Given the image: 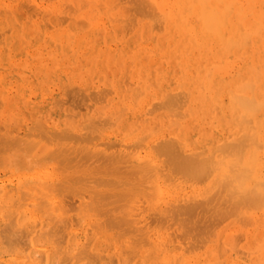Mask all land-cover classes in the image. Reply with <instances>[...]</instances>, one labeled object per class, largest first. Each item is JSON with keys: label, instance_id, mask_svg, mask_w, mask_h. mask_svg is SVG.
<instances>
[{"label": "bare ground", "instance_id": "obj_1", "mask_svg": "<svg viewBox=\"0 0 264 264\" xmlns=\"http://www.w3.org/2000/svg\"><path fill=\"white\" fill-rule=\"evenodd\" d=\"M81 1L78 0V3H81ZM90 1L98 4L94 10L96 14L89 21L83 18V22L86 20L88 23L86 21L85 23L88 26L91 24V21L93 22V30L89 34L80 36V31L71 32L70 29L66 28L56 32H49L45 36H42V32L38 27L40 22L36 21L35 15L32 14L35 12V5L41 7H39L40 11L37 9L38 7L36 8L37 14L39 12L42 14V11L44 12V9H46L51 10L50 13H63L62 15L65 16L67 15V10H70L68 19L61 16L66 19L64 20L65 23L69 18L73 17L72 10L76 13L77 10L75 11L74 8L77 9L78 7L72 5L74 8L71 10L69 6H67L69 9L67 7L66 9L65 6L62 8L63 6L61 7L60 3L56 2L45 6L44 2H39L38 0H0V30H2L0 31V97L9 93L6 91L13 87V80L11 79L13 70H17L19 67H23L25 71L29 69L30 61L27 58L16 62L12 58L13 56H11L12 47H16L17 42L20 45L21 40L23 42L20 45V49L21 47L26 49L25 53L32 56L33 64L38 63L35 67L36 70L40 68L43 70L48 67L49 64L46 63L47 65H45L44 62L51 59L53 67L56 68L55 73L61 74L62 69L58 70L57 67L61 66L62 63H59L61 60L69 57L67 53L70 51L69 44L70 46L72 44V42H69L71 37L77 38L75 43L76 53L82 49L83 55L92 52L91 54L94 53L96 58L101 56V52L97 51V47L94 44H90V42L94 43L98 38H103L104 31L106 37L109 36L112 29L110 28L109 30L108 22L111 21L112 27L115 28L117 26L114 24L117 21H115L116 19L110 20L112 15L110 16L109 13L112 11V8L101 7L100 0ZM143 1V4H145V0ZM153 1L154 7L157 10L153 11V14L154 12H158L156 20L159 17L160 21L157 22H160L162 28H166L167 33V38L161 40V43H165L168 40L169 48L174 43L176 44L167 55H175L177 49L183 55V58L179 60L180 63L177 64L178 66L180 65V68L184 72V75L182 74L184 78L180 80L179 84L177 83V86L180 85V87H182L181 85H185L183 88H179L182 92L175 90L178 93H174L170 88L172 92L168 90L166 93L170 92L171 95L166 93V96L161 95L165 100H161L160 103L161 106L165 105V107L158 106L160 103L154 106H158L157 108L160 109L168 108L167 111L169 113H167V116L169 119H173L172 115L174 118L179 116L175 120L176 123L174 119L172 120L173 123L170 121L172 125L175 123L177 128L170 131L168 139H163V136L166 134L165 131L159 132L161 131L159 127L162 126L163 128L164 124L168 121L166 118L164 119V113L156 114L153 121L150 120V117H148L149 120L142 118L140 120L144 124H136V117L145 115L147 111L155 112L154 110L157 108L147 110V101L150 97L160 93V88L153 89L150 87L152 79L149 74H153V70L151 65L145 66L143 58H141L142 50H149L144 46L143 48L140 47L139 52L134 57L141 64L138 73L143 74L144 79L142 81L145 80L146 83L142 87L139 85L141 83L135 85L136 89L138 86L141 88H138L136 92L134 91L135 87L133 88L134 90L131 88L132 91L128 89L132 85L126 87L127 90H123L125 87L122 88L121 83L116 82L115 89L117 90L116 94H118L119 99L117 101H105L107 104L104 102L107 97L105 99L103 97L102 100L106 104H102L105 107L104 114L102 115L105 116L107 114L108 118H100L101 114H99L100 116L97 115L96 119L92 118L94 115L90 117L89 112L93 111V108H91L93 106L88 105L84 101L87 98L88 100L91 99L87 97L90 91L86 93V98L83 97L85 94L81 93L83 94L81 98L75 94L73 99H71V96L74 95L72 94V89L68 88L70 93L72 92L70 94L67 88H65V92H68L70 96L61 89L62 93L68 96L64 97L63 95L64 100L61 98L63 102L60 100L62 103L72 105V102L69 103L68 101L73 100L75 106L80 105V108L77 107L79 110L82 108L83 101L88 108H91L88 110L87 118L86 116L82 117L86 118L85 120H89L88 122L86 121L87 123H80L78 119H74L75 122H73V118L71 117V126H67V128L71 127L69 129V132L70 130L71 132L69 133L67 129L63 130L60 128L63 131L66 130L65 133L62 131L65 137H62L63 134L59 133V131L51 132L43 128L45 131L42 132V128L38 129V126H34L35 128L37 127V132L35 131L36 129H33L34 132H39V134L33 133V130L29 129L32 132L30 137L28 133V136L25 133H22V135L30 139L23 138L25 141H21V143V132L18 131V134L15 131V136H13L14 130L10 133L9 129L2 126L6 123L9 125L10 123H0V130L3 127V132L5 131L3 135L10 133L7 137L12 136L11 139L19 137L18 139H20H17L19 142L13 139L17 144H11L13 146H8V149L5 148V145L3 146L4 148L1 146L3 151L4 149L8 150L7 152L4 151L8 157L0 150L2 153L0 157H4L3 163L5 161L14 163L18 159V156L19 159L22 156L26 157V159L23 157V159H18L17 162L19 164L16 162V169L20 168L18 171H22L25 165L31 166L36 161L35 158H39L33 157V148L37 145L39 146L40 140L41 142L48 140V143L51 141L53 144L51 140L53 138H59V136L63 140L66 138V142L62 141V139H58L57 141L53 139V145H56L54 146L56 148L52 146L53 150L49 148L48 152L50 153H46H48L49 157L47 158L50 161L52 158L55 160L54 163L48 165L47 161L49 160L46 158V153H44V157L41 156L40 161L37 159L40 162V164L38 162L39 166L37 162L35 163L38 167H41V162L46 159L47 161H45L44 165L47 164L48 166L46 165L47 167L39 173L31 175L30 179H23V181L19 179L15 182L13 178H0V264H53V259L58 253L62 257H58L61 261L57 262V264H84V261H86V264H109L110 261L114 260L117 264H130L132 262L134 264H207L208 256L212 251L219 250L218 246L222 239L225 243L229 240V243H231V247L229 246V248L234 250L229 255L233 257L234 261L233 259L226 260L228 264H243L247 253L264 250V0ZM29 3L35 5L31 4L29 7L33 6L25 10L24 7H27ZM64 4L67 3L65 2ZM70 4H72L71 1L67 5ZM122 4L120 3L121 6ZM125 4L127 3L125 2ZM120 5L118 3L116 6ZM147 5L149 6L150 4L146 3ZM143 7L142 11L144 10ZM148 8L151 13L152 8ZM45 12L47 14L41 15L43 19L47 17L46 15L49 17L48 11ZM136 13L135 15H137ZM129 14L131 15V13ZM85 15L86 13L83 14V16ZM149 15L147 16L149 17ZM134 16L133 18H135ZM58 17L59 15H57ZM61 17L60 19H53V23L61 20ZM144 17H141V19L143 20ZM27 18L30 21H26ZM114 18L112 17V19ZM150 18L155 19V16H151ZM45 19L44 24L48 21L47 18ZM78 20V18L77 20L75 18L74 21ZM138 20H133L135 21L134 25H141L142 21ZM137 21L141 23L137 24ZM47 24L50 27H54V25L49 24V21ZM84 24H80L79 28L81 26L87 27ZM61 25L59 24V26ZM131 25H133V22L129 26ZM156 26L158 27V25ZM134 27L132 26V28ZM155 28L154 26L152 29L154 30ZM27 29L31 30L30 35L34 37V41L36 38L41 39L37 42L35 51L29 49L32 43L28 41L29 34L26 31ZM8 31H10V34H8ZM124 31L121 32L120 36ZM125 34L127 33L125 32ZM138 34L140 35V32ZM111 35L113 37V34ZM122 37H119L120 40L123 39ZM120 40L119 42H121ZM50 41L53 42V45L51 44L52 47L48 50L46 48H49L48 44ZM113 42H116V40H113ZM152 44L154 45V43ZM79 48L81 49L79 50ZM110 51H113V54L117 50L109 49L105 53ZM56 53H61L62 55L56 57ZM87 61L90 62L89 60ZM64 72L69 74L70 69H65ZM156 74L162 73L157 70ZM159 78L158 76L157 79ZM16 82L20 83L19 80H16ZM130 84L132 83L130 82ZM45 86L46 81L41 83L40 89L38 88L42 92V96L40 97L36 94L38 100L35 102L26 95V86H21L19 95L26 94L18 98V100L22 103L23 110L31 114V116L43 112V109L47 107L48 103H44V100L47 102L50 97L49 95L46 96L45 92H43ZM78 87L80 89V91L78 89L79 92L86 91L88 88L84 89L82 87L84 89L82 91L81 87ZM111 89L113 88L111 87ZM97 91H93V93L96 92L98 93L97 95L102 97L103 91H101V94L99 93L100 90ZM112 92L114 91H111L108 96L113 94ZM76 93L78 94V92ZM90 93L88 96L92 97V99L94 96H97L95 93L94 95ZM136 95H140L145 99H141V101L138 99L140 97L137 98ZM65 98H68V100L66 99L67 101H65ZM7 99L6 110H11L12 116L15 115L17 117L19 112L15 113L16 107L13 104L17 98L13 100L9 95ZM55 99L54 102L52 100L53 105L55 104L54 106L57 105L59 107V99L58 104H56L57 100L55 101ZM95 99L96 97H94L93 101L97 100ZM102 101L101 103H103ZM164 101H166L167 105ZM1 104L3 105V103ZM151 106H153L152 103ZM2 108L3 106L0 110ZM59 108L63 109L62 107ZM76 111H74L73 115L70 114L75 117ZM194 113H196V118L191 121ZM68 114V112L65 114L67 118L71 116H68ZM77 114L81 115V113ZM42 118V116L41 118L36 117L35 123L39 121L42 125L44 123H42ZM67 118L63 124H66L70 120H67ZM99 118L100 121L98 120L99 122L97 123V119ZM195 119H198L200 123ZM107 120L108 123L112 121L115 125H112V123L110 125L121 132L126 131V127L134 131L140 129V126L144 131L149 130V132L143 133V137L139 135L136 142L134 140L133 143L125 145L120 143L122 146H126V148L127 146L134 147L135 143L138 144L134 147V150L133 147L130 150V147L128 148L129 151L126 152V148L117 146L116 149V147H113L115 143L112 145L111 140H107L106 138L104 140L102 133L104 131L102 129L106 126L107 122L103 121ZM206 121L213 123L215 127L222 130L219 133L220 135L223 134L224 130L230 134L226 138L218 140L215 148L214 143H211L207 145L208 150L203 149V151H199L198 147L192 145L190 139L196 125L201 126V123ZM15 122L19 126L17 120L12 122V124L16 125ZM102 123H106L104 124L105 126ZM12 124L10 125L12 126ZM35 125H39V123ZM44 125L46 126V124ZM9 126L8 128H11ZM31 126L29 128H32ZM111 126L108 124L105 129L107 127L111 128ZM39 127L41 126L39 125ZM155 128L158 129L156 130ZM44 132L46 135H49L43 134L47 137L45 139L42 138L44 136L41 134ZM66 134H69L73 138ZM144 134L145 136L156 135L155 140L158 137L161 140L155 142V140L148 139V142L142 146L146 141L144 139H147ZM224 134L226 133L224 132ZM31 135L35 137L39 135L36 137V139L40 138V140L38 139L39 143L37 140L36 146L27 143L29 140H32V143H36V141L33 142L36 140L34 139L35 137H31ZM16 136L18 137L15 138ZM52 136L53 138H51ZM67 139H75L76 142L71 144L68 143L70 141ZM202 139L208 141L209 138L203 137ZM142 140L144 142H141ZM77 141L80 143L78 142L79 144H77ZM23 142L27 145H23ZM195 142L196 146H198L197 141ZM18 144H22L23 147L20 145L21 149H19L20 147H17L19 146ZM102 145H105V147H101ZM111 145L114 148H110L112 152L109 150ZM118 147L124 149L119 150ZM136 147H145L146 152L143 154L141 150L136 151ZM15 148H18L16 149L19 150L18 153H22L21 150L24 148L23 152L26 153L21 156L19 155L21 153L17 155V152L14 150ZM27 149L31 150L28 151ZM9 150L14 151L17 156L13 154L11 157L10 154L12 152L8 154ZM31 151L32 154L30 155L32 156L29 155ZM31 157L34 158V161L30 162L31 165L29 163L27 165L26 160L28 161L29 159L31 161L33 159ZM42 157L44 158L43 160ZM5 158L7 159L5 160ZM11 162L10 164H12ZM23 162H25V165ZM3 167L7 168L5 165ZM33 168L29 167L28 169L33 170ZM19 181L21 183H18ZM231 218H233L232 223L229 225H234L237 228L236 232L239 231L238 229L246 227V225L249 226V224L255 226L253 229L245 231L243 236L249 233V239H246L247 245L242 248H239L240 245L238 246V244V248L235 246L238 239L240 242L244 238L240 237L241 234L229 232L222 236H216V228L218 229L219 225H222ZM243 221H246L247 224L246 222L244 224ZM74 222H78V224L86 223V227L87 225L90 226L91 233L86 232L87 240L85 242L83 241L84 238L79 235L76 226H74ZM241 233L243 234V232ZM124 236H129L127 237L128 240L134 239L131 240L132 242L127 241L125 244H121L122 240L121 242L118 241L122 237L124 238ZM115 238L116 240L119 239L117 242L123 245V248L121 246L117 247ZM226 247L225 245L227 252ZM175 248H181V251L184 248L187 250L186 252L191 251L193 254L179 252L181 253L180 255L171 256L170 251ZM204 248L205 250L203 251L202 249ZM220 252L223 255V252ZM224 254L222 256L224 257L223 261L226 259V255H228L225 251ZM91 258L98 260V263L91 261ZM105 259L108 260L106 261ZM221 260H216L217 262L214 261V263L220 264ZM212 263L213 261L209 264ZM225 263L223 262V264ZM250 264L264 263L252 261Z\"/></svg>", "mask_w": 264, "mask_h": 264}, {"label": "rangeland", "instance_id": "obj_2", "mask_svg": "<svg viewBox=\"0 0 264 264\" xmlns=\"http://www.w3.org/2000/svg\"><path fill=\"white\" fill-rule=\"evenodd\" d=\"M39 2H44L46 5L45 6H48V5H50V3H52V2H56V3H60V5H61V7L62 8H64V6H65V8L67 7V6H69L70 8H71V10L74 8V7H72V5L73 6H75V7H78L77 9H75L74 8V10L76 11V13H74V11L72 10V12H73V19L72 18H69V20H67L66 21V23L64 22V20H66V19H64L63 17H61V16H64V15H62L61 13V15L59 14V13H50L51 12V10H46V9H44L45 11H48V14H49V17H48V15H46L47 17H45V18H47L48 19V21H49V24L50 25H54V27L53 26H49L47 23H48V21H46L47 23V25L46 24H44L45 23V18L43 19V18H41V15L42 16H44L45 14H47V12H43L42 11V14H40V9H39V7L40 6H37V5H35V4H33V3H29L28 4V6L27 7H24V9L26 10V9H28V8H30V7H32L33 5H35L36 7H35V12H33L32 14H34L35 15V19H36V21H39L40 22V24H39V28H40V30H41V32H42V36H45L47 33H49V32H56V31H58V30H60V29H66V28H68V29H70V31L71 32H75V31H77V32H79L80 31V36H83V35H86V34H89V32L90 31H92L93 30V22L91 21L90 23L91 24H89V26L85 23V21L88 19V21L90 20V18L94 15V14H96V11H94L96 8H97V4H94V2H91L90 0H82L81 1V3L79 2L78 3V0H38ZM64 1V2H63ZM69 1H71L72 2V4H70V5H67L68 4V2ZM142 1V2H141ZM67 3V4H64V3ZM100 2H101V4H100V6L101 7H103V8H108L109 9V7L110 8H112L111 10L113 11H110V16L112 15V17L114 18V19H112V17H110V20H115V21H117V22H115V21H112V22H115V26H117V27H115V28H113L112 26H113V24H111L110 22H108V27H109V30H110V28L112 29L111 31V33H110V35L109 36H107L106 37V33H105V31H104V37L103 38H98L97 40H96V42H94V43H91L90 42V44H94L96 47H97V51H99V52H101V56L100 57H98V58H96L95 57V55H94V53L93 54H91V53H85L84 55H83V53L81 52L82 51V49L81 48H79V50L81 49V51H78V53H76L77 52V50L75 51V49H76V37H71L70 39H69V42H72V44H71V46H70V44H69V50L70 51H68V58L67 59H63V60H61L59 63H62L61 64V66H59V67H57V69L59 70V69H62V73L61 74H56L55 73V67H53V63H52V60L51 59H48V60H46L45 62H44V64L45 65H47L46 63H48L49 64V66L48 67H50V68H48V67H46L45 69H43V70H41V68L40 69H38V70H36L35 69V67L37 66V64L38 63H36V64H33L32 63V60H33V58H32V56L31 55H26V49H24L23 47H21V49H20V45L22 44V40L20 41L21 42V44L19 45V42H17L16 43V47H12V49H11V56H13L12 58L16 61V62H20V61H22V60H25L26 58L30 61L29 62V64H30V66L28 67L29 69H27L26 71H25V69L23 68V67H19L17 70H13V72H12V76H14V77H12L11 76V79L13 80V87L12 88H10L9 90H7L6 92H9V93H6V95H2L1 97H0V99L2 98V100L1 101H3V102H1L0 101V106L2 107L3 106V108H2V110H0V123H4V122H8V124L10 123V124H12V122H14L15 120H17V122L19 123V126H17V123L15 122V124L16 125H13L12 124V126L10 125H7V123L5 124V125H7V126H5V125H2V126H4V128H7V129H9L8 131L10 132V133H12V131H13V133L16 131V132H21L20 133V136L22 135V133H25L26 135H27V133L29 134V137H30V134L33 132V133H36L37 132V127L35 128L34 126H38V129L39 128H45V130H48V131H51V132H53V131H59V133H61V134H63V136L62 137H65L64 136V133H65V131H63L64 129H67V131L69 132V129H71V127L70 128H67V126L69 127V126H71V122L73 121V122H75L74 121V119L76 120V119H78V120H80V123L81 122H83V124H85V123H87L89 120H85L86 118H87V113L89 112L88 110H90L91 108H93V111L91 110V112H89V114L91 115L90 117H92V115H94V117H92V118H94V119H96V117H98L97 115H99V114H101V116H100V118L102 117V119H105V118H108L106 115L104 116V115H102V114H104V108L105 107H103V105L106 103L105 101H109V100H114V101H117L119 98H118V94H116V89H115V85H117L116 84V82H119V83H121V86H122V88H126V87H129L130 85H132V86H130L128 89L130 90V91H132V90H134V91H136L137 92V89L138 88H140V86L142 87V85H145V83H146V81L145 80H143L142 81V79H144V77L142 76L143 74H139L138 73V71H139V68H140V66H141V64L136 60V57H134L135 56V54L136 53H138L139 52V49H140V47L141 48H143V46L144 47H146V48H148L149 50H142V55H141V58H143V63H145V66H147V65H151L152 66V70H153V74H149L150 75V77H151V81H152V84H150V87H152L153 89H158V88H160V93L158 94V95H154V96H152V97H150L149 99H148V107H147V110L149 109V110H152V109H156L158 106H160V107H165V105H162L161 106V103H160V101L161 100H163L164 98H163V96L165 95V93L166 92H168V90L169 91H171L172 92V90L174 91V93H176L177 91H179V92H182L180 89L181 88H183V86H185V85H181L182 87H180V85L179 86H177L178 84H179V82H180V80H182L184 77L182 76V74L184 75V72L182 71V69L180 68V65L178 66L177 64H179L180 62H179V60H181L182 58H183V55L180 53V51L177 49L176 51H178V52H176L175 51V55H172V56H169V55H167V53H169V51H170V49L174 46V45H176L175 43L169 48V42H168V40H166L165 41V43H161V40H164V39H166L167 38V33H166V28L164 27V28H162V26H161V24H160V22H157V21H160V19H159V17L157 18V20H156V16H157V14H158V12H154V14H153V11H157L156 10V8L154 7V1L153 0H145V4H143V0H100ZM122 2H124L123 4H122ZM125 2L127 3V4H129V5H127V4H125ZM150 2V3H149ZM151 2H153L152 4H151ZM115 3H116V5H118V3H119V5H120V3L122 4V6L120 5V6H116L115 5ZM146 3L147 4H150L148 7H150V8H152V11H151V13L153 14H151L150 13V11L148 10L149 8L146 6ZM31 4H33L32 6H30L29 7V5H31ZM115 6H114V5ZM127 5V6H126ZM151 5H153V6H151ZM145 8H144V7ZM38 7V8H37ZM61 7H60V10H61ZM114 7H116V8H114ZM142 7H143V11H142ZM36 8L39 10H37L38 12H39V14H37V12H36ZM41 8V7H40ZM68 8V7H67ZM66 8V9H67ZM134 8V9H133ZM148 8V9H147ZM69 9V8H68ZM30 11H31V9H30ZM29 11V12H30ZM63 11V10H62ZM66 11V10H65ZM65 11H64V14H65ZM68 12H67V15H65L64 17L65 18H67V17H69L70 16V14H69V12H70V10H67ZM89 11H91L89 14H88V12ZM132 11V12H131ZM145 11V12H144ZM134 12V13H133ZM137 12V13H136ZM141 12V13H140ZM148 12V13H147ZM44 13V14H43ZM84 13H86V15L85 16H83V14ZM113 13V14H112ZM129 13H131V15L129 14ZM135 13L138 15V17L136 18V16L137 15H135ZM149 13H150V15H149ZM133 14V15H132ZM40 15V16H39ZM57 15H59V19H60V17H61V20H59V21H61V22H63V23H59V21H57V22H54L53 23V19H58L57 18ZM69 15V16H68ZM71 15V16H72ZM135 15V16H134ZM143 15H145V16H147V15H149V17L147 16V17H144ZM74 16H75V18H76V20H77V18L79 19L78 21H74L75 20V18H74ZM97 16V15H96ZM129 16V17H128ZM133 16L138 20V21H142V23L141 22H138L137 21V24L139 23H141V25L140 26H138V25H134V23H135V21H136V19L135 18H133ZM154 17L155 16V19L154 18H150V17ZM141 17H144L143 18V20L141 19ZM30 18V17H29ZM29 18H27L26 19V21H30V19ZM63 18V19H62ZM82 18V19H81ZM86 19L84 22H83V20L84 19ZM126 18V20H124ZM68 19V18H67ZM118 19V20H117ZM121 19V20H120ZM81 20V21H80ZM127 20H128V22H127ZM132 20V22H133V25H131V26H129L130 24H132V22H130V21ZM133 20H135V21H133ZM42 21H44V22H42ZM108 21H109V19H108ZM123 21V22H122ZM154 21H156V22H154ZM79 24H78V23ZM80 22H83V23H80ZM87 22V21H86ZM86 24L87 25V27H80L79 28V25L80 24ZM88 23V22H87ZM110 23V24H109ZM129 23V24H128ZM58 24V26H56V25ZM59 24L61 25V24H63V25H61V26H59ZM77 24H78V26H77ZM84 24V25H85ZM122 24H124V25H122ZM128 24V25H127ZM155 24V25H154ZM151 25V26H150ZM156 25H158V27L156 26ZM44 26V27H43ZM45 26H47V27H45ZM75 26H76V28H75ZM103 26V25H102ZM101 26V27H102ZM124 26V27H123ZM127 26V27H126ZM132 26L134 27V28H132ZM138 26V27H137ZM154 26L156 27L154 30L152 29V28H154ZM119 27V28H118ZM130 27V28H129ZM139 28V29H137V28ZM84 28V29H83ZM152 30H151V29ZM158 28V29H157ZM20 29V28H19ZM116 29V30H115ZM125 30L124 32H123V37H122V35L120 36V34H121V32L123 31V30ZM163 29H164V31H163ZM43 30V31H42ZM49 30V31H48ZM118 30H119V32H118ZM138 30V31H137ZM151 30V31H150ZM0 31H2V30H0ZM26 31H28V34H29V40L28 41H30L31 43H32V45H31V47H29V49H32V50H34L35 51V49L37 48V42H39L41 39H37L36 38V40L34 41L33 40V36L32 35H30L31 34V30H26ZM116 31V32H115ZM154 31V32H153ZM119 34H118V33ZM125 32L127 33V34H125ZM140 32V35L138 34ZM151 32V33H150ZM37 33H38V31H37ZM149 33H150V36H149ZM8 34H10V31H8ZM97 34H98V32H97ZM100 34V33H99ZM111 34H113V37H112V35ZM118 34V35H117ZM154 35V36H152V35ZM136 35H138V36H140V38H138V36H137V38L135 39V37H136ZM133 36V37H132ZM117 37H118V39H117ZM119 37H122L121 39L123 40H120V38ZM132 37V38H131ZM147 37H149L148 39H147ZM154 37V38H153ZM114 38V39H113ZM116 38V39H115ZM161 38V39H160ZM152 39V40H151ZM101 40V41H100ZM103 40V41H102ZM113 40L115 41L116 40V42H113ZM118 40V41H117ZM119 40L121 41V42H119ZM131 40V41H130ZM133 40H135V41H133ZM143 40V41H142ZM99 43H98V42ZM110 41H111V43H110ZM152 41V42H151ZM113 42V43H112ZM149 42V43H148ZM53 42H51L50 41V43L48 44L49 45V48H46V49H50L52 46H51V44H52ZM99 45H98V44ZM120 43V44H119ZM148 43V44H147ZM152 43H154V45L152 44ZM167 43H168V45H167ZM44 45H45V43H43ZM113 44H115L114 46H113ZM53 45V44H52ZM102 45H103V47H102ZM164 46H166L165 48H164ZM113 47V48H112ZM138 48V49H137ZM45 49V50H46ZM78 49V48H77ZM109 49H112V50H117L115 53H113L112 54V52L113 51H110V52H108V53H105V51L106 50H109ZM120 51V52H119ZM19 52V53H18ZM18 53V54H17ZM73 53H75L74 55H73ZM103 53V54H102ZM176 53H180V54H176ZM62 54L61 53H56L55 54V56L56 57H60ZM148 56H150V57H148ZM83 59H82V58ZM148 57V58H147ZM145 58V59H144ZM100 59V60H99ZM83 60V61H82ZM87 60H89L90 62H88ZM99 60V61H98ZM86 61V62H85ZM153 61H155L154 63H153ZM84 62H85V64H84ZM88 62V63H87ZM176 62V63H175ZM165 64V65H164ZM17 67V66H16ZM119 70H118V69ZM164 68V69H163ZM19 69H21V70H19ZM65 69H70V73L69 74H67V73H65L64 72V70ZM173 69H176V70H173ZM157 70H159L162 74H156V71ZM178 70V71H177ZM120 71V72H119ZM25 72V73H24ZM117 72V73H116ZM108 73H109V76H108ZM111 73V74H110ZM114 73V74H113ZM62 75H64V76H62ZM16 76V77H15ZM118 76V77H117ZM160 77L159 79H157V77ZM18 77V78H17ZM109 77V78H108ZM77 79V80H76ZM16 80H19L20 81V83H17L16 82ZM125 80V81H124ZM142 82H141V81ZM44 81H46V86H45V90L43 91V92H45V95L47 96V95H49V99H48V101L46 102V100H44V103H48L47 104V107L46 108H44L43 109V112H41V113H39V114H36V115H34V116H31V114H29L28 112H26L25 110H23V105H22V103L18 100V98H20L21 96H23V95H25L26 93V95H28L30 98H32L31 100L33 101V102H35V101H37L38 99H37V96H36V94H38L40 97L42 96V92H40V90H38V88L40 89V87H41V83L42 82H44ZM140 81V82H139ZM145 81V82H144ZM171 81V82H170ZM130 82L132 83V84H130ZM68 83V84H67ZM139 83H141V84H139ZM158 83V84H157ZM178 83V84H177ZM103 86H101V85ZM111 84V85H110ZM134 84V85H133ZM137 84H139L140 86H138L137 87V89H136V86L135 85H137ZM176 84V85H175ZM22 85H25L26 86V93L25 94H23V95H19V92L21 91V86ZM127 85V86H126ZM68 86V87H67ZM78 86H80L81 87V89H82V87L84 88V89H86V87H88L87 89H86V91L84 90V89H82V91L84 90L85 91V93H84V91L83 92H79L80 91V89H79V87ZM98 86H99V88H98ZM96 87V88H95ZM107 87V88H106ZM111 87L113 88V89H111ZM135 87V88H134ZM65 88H67V91H69L68 90V88L71 90V91H73V93L72 94H74L73 96H71L72 98L71 99H73V97L75 96V94H76V96L77 97H79V98H81V95H83V94H85L83 97H85L86 98V93L88 92V91H90V92H92V93H90V92H88V95H89V93L90 94H93L94 95V93L97 95L98 93H96V92H94L93 93V91H97V89H98V91L100 90V94H101V91H103L102 93H103V95H101L102 97H100L99 95H97V96H99L100 98H101V100H99L100 98L99 97H97V96H94V97H96V101H93L94 100V97H93V99H92V97H90V96H88L87 95V97H89V98H91V99H89L88 100V98L87 99H85L84 101L85 102H87V104L88 105H92L93 107H89L88 108V106L85 104V102H83L82 101V103L84 104H82L81 106H82V108L81 109H79L78 110V108H80V105H78V106H75V103H74V101L73 100H70V101H68L69 103H71L72 102V105H67V103H66V105L64 104V103H62L63 102V98L64 97H68L67 95H69V93H70V91H69V93L68 92H65L66 91V89ZM102 90H101V89ZM104 88H106V89H104ZM123 89V90H127V88L126 89ZM131 88H132V90H131ZM134 88V89H133ZM170 88L172 89V90H170ZM177 88V89H176ZM180 88V89H179ZM61 89H62V91H64V93H66L65 95L62 93V91H61ZM64 89V90H63ZM76 89V90H75ZM78 89H79V91H78ZM141 89V88H140ZM128 90V91H129ZM175 90H177L176 92H175ZM182 90H184V89H182ZM60 91V92H59ZM97 91V92H98ZM111 91H114V92H112L113 94H111V95H109L108 96V94H110V92ZM40 92V93H39ZM54 92H56L55 94H54ZM75 92V93H74ZM76 92H78V94L76 93ZM106 92H109V93H106ZM60 93V94H59ZM70 93V94H71ZM81 93H83V94H81ZM106 93V94H105ZM139 93V92H138ZM178 93V92H177ZM58 94V95H57ZM166 94H169V95H171L170 94V92L169 93H166ZM10 95V98L12 99L13 98V100L15 99V98H17L16 100H14V102H13V104H14V107H16V110H15V113H18L19 112V115L16 117L15 115H13L12 116V111L11 110H6L7 108H6V101L8 100L7 99V97ZM63 95H64V97H63ZM80 95V96H79ZM104 95H107V96H104ZM161 95H163V96H161ZM168 95V96H169ZM70 96V95H69ZM137 96V95H136ZM166 96V95H165ZM167 96V97H168ZM6 97V98H5ZM82 97V98H83ZM103 97H104V99H105V97H107V99L106 100H104V102L102 101L103 100ZM138 97H140V98H138ZM46 98V97H45ZM54 98H56L55 99V101L57 102H55L56 104H58V99H59V102L60 103H62L61 105H60V103H59V107H62L63 109H60L57 105L56 106H54L53 105V102H54ZM61 98L63 99V100H61ZM137 98L139 99V100H141V99H143L140 95L139 96H137ZM162 98V99H161ZM68 100V98H65V101H67ZM145 99V98H144ZM143 99V100H144ZM157 99V100H156ZM52 100H53V102H52ZM62 102H61V101ZM99 100V101H98ZM165 100V99H164ZM64 101V102H65ZM100 102L101 103V101L103 102V103H98V102ZM142 101V100H141ZM166 101H167V98H166ZM166 101H164L165 103H166ZM97 102V103H96ZM137 102H139V101H137ZM1 103H3V105L1 104ZM93 103V104H92ZM151 103H152V105L153 106H151ZM158 103H160V105H158ZM164 103V104H165ZM64 104V105H63ZM74 104V105H73ZM103 104V105H102ZM107 104V103H106ZM105 104V105H106ZM12 105V104H11ZM63 105V106H62ZM156 105H158L157 107H154V106H156ZM166 105H167V103H166ZM74 106H75V108H74ZM84 106V107H83ZM151 106V107H150ZM0 107V108H1ZM18 107V108H17ZM78 107V108H77ZM84 108V109H83ZM98 108H100V109H98ZM103 108V109H102ZM60 109V110H59ZM71 109V110H70ZM76 109H77V111H76ZM86 109V111H84ZM164 109H166V110H164ZM159 110V111H158ZM162 110V111H161ZM164 110V111H163ZM168 108H162V109H160V108H157L156 110H154L155 112H146V114L145 115H140V117L138 116V118L136 117H134L135 118V120H137V125H139V124H144L140 119H144V120H146V118H147V120H149L148 119V117H150L151 119L150 120H154V117L156 116V114H159V113H164V119L166 118L168 121H167V123H165L164 124V127L162 128V126H160L159 127V129L161 130V131H159V132H164L165 131V134L167 135H164L163 136V139H168V136L170 135V131H172L174 128H177V125L175 124L176 123V119H178V117L179 116H176L175 118H174V116L172 115V118L174 119V121H175V123H174V125H172L171 124V122L170 121H172L173 119H169V117L167 116V113H169L168 111ZM59 111V112H58ZM74 111H76V115H78L77 113H81V115L79 116H76V115H74L75 117H73L72 115H73V113H74ZM78 111H80V112H78ZM157 111V112H156ZM66 114V112H68L69 114H68V116H70L71 114V116L69 117V118H67V115H65L64 113ZM171 112V111H170ZM11 113V114H10ZM56 113V114H55ZM60 113V114H59ZM71 113V114H70ZM10 115V116H9ZM39 115V116H38ZM63 115V116H62ZM221 115V114H220ZM41 116L43 117L42 119H43V121H42V125L40 124V122L38 121H36V123H35V120H36V117L37 118H41ZM85 117L86 116V118H82V117ZM103 116H104V118H103ZM196 116V113H194V115H193V117H192V119H191V121L194 119V118H196L195 117ZM10 117H11V119H10ZM58 119H57V118ZM60 117V118H59ZM73 118L72 119V121H71V119L70 118ZM77 117V118H76ZM89 117V118H90ZM15 119L14 121H13V119ZM66 118H67V120L68 119H70L69 121H67V123L66 124H70V125H66V124H63V123H65L66 122ZM100 118L99 119H97V123L100 121ZM10 119V120H9ZM51 119H52V121H51ZM57 119V120H56ZM101 119V120H102ZM22 120V121H21ZM34 120V121H33ZM37 120H39V119H37ZM51 122H50V121ZM62 120V121H61ZM99 120V121H98ZM197 122H199V120L198 119H195ZM31 121H32V124H31ZM40 121H41V119H40ZM87 121V122H86ZM179 121V120H178ZM61 122V123H60ZM103 122H107V124L106 123H102L103 125L104 124H106V126H108V124H109V126H111L110 124L112 123V121H111V123H108V120L107 121H103ZM110 122V121H109ZM114 122V121H113ZM116 122V121H115ZM24 124V125H22V124ZM37 123H39V125L41 126V127H39V125H35V124H37ZM172 123H173V121H172ZM200 123V122H199ZM44 124H46V126L44 125ZM114 123H112V125H113ZM169 124V125H168ZM32 125V126H31ZM64 127H62V126ZM98 125V124H97ZM102 125V126H103ZM115 125V124H114ZM134 125V124H133ZM166 125V126H165ZM1 126V127H2ZM8 126L9 127H11V128H8ZM29 126H31L32 128H29ZM42 126H44V127H42ZM100 126V125H99ZM105 126V125H104ZM105 126V127H106ZM168 126H169V128H168ZM34 127V128H33ZM51 127V128H50ZM105 127L102 129L104 132H102L103 133V135H104V140H105V138L107 139V140H111L112 142H111V144L113 145V143H115V144H117L116 146H114L113 145V147L115 148L116 147V149H117V146H122V144H120V143H123L124 145L125 144H127V143H133V141L135 140V142H136V139H138V136L140 135V137H143V133H145V132H149V130H147V131H144V129L143 128H141V126H140V129H136V130H131L129 127H126L125 129H126V131H123V132H121L120 130H116V128L115 127H112L111 126V128L110 127H107L106 129H105ZM3 128V127H2ZM1 128V132L0 133H2V135H0V136H2V137H0V143H2V145H0V150H2L1 148L5 145V148H9L8 146H10L11 144H17L16 142H19L18 140H20V139H18L19 137V135L18 136H16L15 138H17V139H11L12 138V136H10V137H7V135H9V134H7V133H5L4 135H3V133L5 132H3V130H4V128L2 129ZM25 128V129H24ZM60 128H62L63 130H61ZM29 129H31V131L34 129H36L35 131L36 132H34V130L31 132V131H29ZM41 129V131L43 132V131H45L44 129L42 130ZM51 129H53V130H51ZM56 129V130H55ZM156 130L158 129V128H155ZM6 130V129H5ZM26 131V132H23V131ZM110 130V131H109ZM7 131V130H6ZM29 131V132H28ZM61 131V132H60ZM64 133H63V132ZM109 131V132H108ZM19 132H18V134H19ZM70 132H71V130H70ZM69 132V133H70ZM84 132V131H83ZM85 132H86V130H85ZM101 132V131H100ZM218 132V133H217ZM220 132H222V130H220V129H218L217 127H215L214 126V124L213 123H210V122H208V121H206V122H203V123H201V126H199V125H196V127L194 128V133H193V135H192V138L190 139V142L192 143V145L193 146H195V147H198V149H199V151L200 150H202L203 151V149H207V145H209V144H211V143H214V148L217 146V141L218 140H220V139H224V138H226L230 133L229 132H227V131H223V134L222 135H220L219 133ZM224 132L226 133V134H224ZM47 133V132H46ZM36 134H39V132L38 133H36ZM42 135L44 134V135H46L45 134V132L44 133H41ZM51 134H53V133H51ZM51 134H50V136H51ZM54 134H56V133H54ZM127 134V135H126ZM169 134V135H168ZM12 135V134H11ZM42 135H41V137H42ZM43 135V136H44ZM59 135V134H58ZM67 135V134H66ZM69 135V134H68ZM67 135V136H68ZM106 135V136H105ZM114 135V136H113ZM126 135V136H125ZM142 135V136H141ZM147 135V134H146ZM13 136H15V133H14V135ZM28 136V135H27ZM27 136H26V138H25V135L23 136H21L20 138H21V140H20V142L21 141H25V139H27L28 140V138H27ZM39 135H37L36 137H38ZM46 136H49V135H46ZM46 136H44V137H42V138H47ZM56 136H57V134H56ZM70 136V135H69ZM98 136H100V135H98ZM144 136H145V134H144ZM155 136L156 135H147V136H145V137H147V139L145 138L144 140H146L145 142H144V140H142L141 142H144L143 143V145L142 146H144V144L146 143V142H148V139H151V140H155ZM166 136V138H164ZM31 137H35L34 135H31ZM36 137L34 138V139H36ZM71 137V136H70ZM139 137V138H140ZM149 137V138H148ZM203 137H205V138H209L208 139V141H206V139H202ZM3 138H4V140H3ZM23 138H25V139H23ZM51 138H53V136L51 137ZM71 138H73V137H71ZM116 138V139H115ZM9 139H11V140H9ZM30 139V138H29ZM32 139V138H31ZM33 139V140H34ZM40 140V138H37L36 140H34L33 142H35L36 141V143H32V140L30 141L29 140V142H27L28 144H32V145H35L36 146V144H37V140ZM48 139H49V137H48ZM54 139V138H53ZM53 139H51L52 140V142H53V144H54V140L55 141H57L58 139H62V138H60V136H59V138H55L54 140ZM65 140H63L62 139V141H65L66 142V138H64ZM113 139V140H112ZM26 140V141H27ZM39 140H38V143H39ZM67 140H69V139H67ZM73 140H74V142H73ZM73 140H69L70 142H68V143H71V144H74L76 141H75V139H73ZM101 140V139H100ZM115 140V141H114ZM140 140V139H139ZM160 141L161 139H160V137H158V138H156V140H155V142H157V141ZM4 141H6V142H4ZM8 141V142H7ZM60 141V140H59ZM73 143H72V142ZM114 141V142H113ZM120 141V142H119ZM195 141H197V144H198V146H196V142ZM6 143V144H4V143ZM31 142V143H30ZM61 142V141H60ZM79 141H77V144H79L78 143ZM97 142H99V141H97ZM96 142V143H97ZM101 142H102V140H101ZM117 142V143H116ZM119 142V143H118ZM134 142V143H135ZM195 142V143H194ZM22 143V142H21ZM25 142H23V145H27L26 143L24 144ZM56 143V142H55ZM100 143V142H99ZM52 143H51V141H50V143H48V140L47 141H45V140H43L42 142H41V140H40V143H39V146L37 145L36 147L35 146H33V147H35L36 148V150H35V148H33L34 149V156L33 157H39V158H35V162H37V165H38V162L40 161V157L41 156H43L44 155V153H46V152H48V150H49V148L50 149H52L51 147L53 146H56V145H53ZM118 144H120V145H118ZM128 144V145H129ZM155 144V143H154ZM19 145V144H18ZM20 145H22V144H20ZM17 146V147H20L19 149H21V146ZM23 145H22V147H23ZM101 145V144H100ZM110 145V144H109ZM109 145H107V146H109ZM112 145L109 147V150H111V152H112V149H114L113 147H112ZM131 145H134V144H131ZM138 144L137 143H135V146H137ZM2 146V147H1ZM11 146H13V145H11ZM10 146V147H11ZM44 146H46V147H44ZM79 146V145H78ZM134 146V147H135ZM16 147V146H15ZM25 147V146H24ZM100 147V146H99ZM101 147H105V145H102ZM112 147V149H110ZM122 147H124V146H122ZM122 147H118V149L120 150V149H124V148H126V146L124 147V148H122ZM131 147V148H130ZM132 147L133 146H127V148L125 149L126 150V152H128L129 151V149L128 148H130V150H132ZM133 147V150L135 149ZM154 147V146H153ZM152 147V148H153ZM4 148V147H3ZM32 148V147H31ZM54 148H56V147H54ZM137 148V147H136ZM140 148V147H139ZM137 148V150L136 151H140L141 150V152H143V154L146 152V149H145V147H142V148ZM144 148V149H143ZM11 149H13V148H11ZM16 149H18V148H15L14 150L17 152V155L19 154V153H21V152H19L18 153V151L19 150H16ZM24 148H22V153L21 154H19L20 156L21 155H24L26 152H23L24 150H23ZM25 149H26V147H25ZM42 149H43V151H42ZM128 149V150H127ZM143 149V150H142ZM28 151H30L29 149H27ZM46 150V151H45ZM53 150V149H52ZM208 150V149H207ZM4 151L5 152H7L8 150H5L4 149ZM3 150L1 151V152H4ZM10 152H8V154H10L12 151L11 150H9ZM41 151H42V153H41ZM115 151V150H114ZM0 152V153H1ZM3 153V154H7V153ZM40 152V153H39ZM52 152V151H51ZM48 153H50V152H48ZM48 153H46V158L47 157H49L48 156ZM16 155V153H14V151L10 154L11 155V157H12V155ZM30 154H32V151H31V153L29 152V155ZM1 156H2V153L0 154ZM5 155H3V156H5ZM16 155V156H17ZM27 156H28V154H26ZM30 156H32V155H30ZM6 157H8V155H6ZM10 157V158H11ZM23 158H25L26 159V157L25 156H22ZM20 158V159H23V158ZM33 157H31V158H33ZM44 157V156H43ZM42 157V160L44 159ZM52 157V156H51ZM4 157H0V162H2V163H0V178H2V179H8V178H13L14 180H15V182H17V180H21V181H23V179H30L29 177H31V175H33V174H36V173H39L41 170H43L45 167H47L48 165H50V164H52V163H54V161L55 160H53V158H52V160L50 161L48 158V160L49 161H47L46 159H45V161H47L46 163L48 164H46V165H44V163H45V161H43V162H41L42 163V166L41 167H38L37 165H36V163L35 162H33L34 161V158L31 160V161H29V159H28V161L26 160V164L27 163H29V165H31L30 164V162H33V164L31 165V166H29V167H34L35 166V168H33V170H30V169H28L29 167L28 166H26L24 163L25 162H23V164L26 166H24V168L22 167V166H20L21 168H23V170L22 171H18V170H20V168L19 169H16V167H17V165H15V164H17L18 162V159H19V156L17 157V158H15V159H17V160H15L16 162H14V163H12L11 161V163L13 164H10V162H7V161H5L4 163H3V161H4V159H3ZM30 158V159H31ZM2 159V160H1ZM7 158H5V160H6ZM19 159V160H20ZM39 161H38V160ZM10 160H12V159H10ZM41 160V161H42ZM8 161H9V158H8ZM12 161H14V160H12ZM19 164V163H18ZM22 164V165H23ZM39 164H40V162H39ZM128 164V163H127ZM5 165V167L7 166V168L5 169L3 166ZM20 165H21V163H20ZM28 165V164H27ZM9 167V168H8ZM28 167V168H27ZM28 170H27V169ZM10 171H12V172H10ZM15 171H16V174H15ZM29 171V172H28ZM8 182V181H7ZM18 183H21L20 181L18 182ZM17 185H19V184H17ZM25 208V207H24ZM74 212V211H73ZM76 219V218H75ZM232 219L233 218H231L229 221L227 220V221H225L222 225H219L220 227L217 229L216 227V230L217 231H215L216 232V236H222V235H224L225 233H229V232H236V227L234 226V225H229V224H231L232 223ZM244 222V224H245V222L246 221H243ZM74 226H76V228L78 229V232H79V235L82 237V238H84L83 239V241L85 242L86 240H87V235H86V232L87 233H91V228H90V226H88L87 225V227H86V223H80V224H78V222L76 223V222H74ZM77 224V225H76ZM88 224V223H87ZM246 224H247V222H246ZM229 225V226H228ZM245 226V225H244ZM229 227V228H228ZM255 226H253L252 224H249V226L248 225H246V227H242V229H238L239 231H237L236 232V234H238V235H240V237H244L243 239H241L240 240V242H239V239L236 241V244H235V246H237V244H238V246H239V248H242L243 246H245V245H247V240L246 239H249V233L246 235V236H243L244 235V233H245V231L246 230H251V229H253ZM228 228V229H227ZM227 229V230H226ZM241 232H243V234L241 233ZM215 234V233H214ZM235 234V235H236ZM130 236V235H129ZM129 236H124V238L122 237V239H120V241H118V242H121V240H122V242H121V244L123 243V244H125L127 241H130V242H132L131 240H133L134 238H130L131 240H128V238L127 237H129ZM215 236V235H214ZM120 237V236H119ZM239 238V237H238ZM115 240H116V238H115ZM117 240H119V239H117ZM117 240H116V245H117V247L119 248L120 246L122 247L123 245H120L118 242H117ZM225 245L227 246L226 248H227V252H226V250H225ZM185 246V245H184ZM229 246L231 247V243H229V240L225 243L224 242V240L222 239L221 240V242L219 243V246H218V248H219V250L220 251H222L223 252V255H225L224 254V251H225V253L226 254H228V255H226L227 257H226V259L223 261V259H224V257H222L223 255L221 254V252L219 251V250H215V251H212L211 253H210V255L208 256V260H207V264H209V263H211L212 261H213V263H214V261H216V260H221V263L223 264V262L225 263V264H228V262L226 261V260H232L233 259V257L232 256H229L230 254H232L233 252H234V250H231L230 248H229ZM238 246L236 247V248H238ZM123 248V247H122ZM176 249V248H175ZM172 250V251H170V255L171 256H177V255H180L181 253H184V252H186L187 250H185L184 248H183V251H181V248L180 249H176V250ZM230 249V250H229ZM203 251L205 250V248L204 249H202ZM112 251H114V250H112ZM263 251L264 250H259V251H256V252H254V253H247L246 254V259H245V261L243 260V264H245V262H247L246 264H250L252 261H256V262H263L264 263V253H263ZM179 252H181V253H179ZM189 252V253H188ZM188 252H186V253H188V254H193V252H191V251H188ZM259 252V253H258ZM261 252V253H260ZM258 253V254H257ZM59 254V253H58ZM57 254V255H58ZM89 254H91V253H89ZM88 254V255H89ZM174 254V255H173ZM248 254H249V256H248ZM56 255V257L53 259V264H57V262L59 263L61 260H60V258H58V257H62V255L61 254H59V255H61V256H57ZM86 255H87V253H86ZM89 256H91V255H89ZM93 256V255H92ZM245 256V255H244ZM109 258H112V257H109ZM127 258V257H126ZM88 259V258H87ZM97 259V258H96ZM106 261L108 260V259H105ZM111 260H113V259H111ZM56 261V262H55ZM91 261H93V262H96V263H98V260H95V259H93V258H91ZM233 261H234V259H233ZM86 261H84V264H86L85 263ZM111 262V261H110ZM109 262V264H111V263H114V264H117V262L114 260V261H112L111 263ZM217 262V261H216ZM90 263H92V262H90ZM212 263V264H213ZM218 263H220L219 261H218ZM220 263V264H221ZM80 264H82V263H80ZM108 264V263H107ZM130 264H134V262H132V263H130ZM215 264V263H214Z\"/></svg>", "mask_w": 264, "mask_h": 264}]
</instances>
